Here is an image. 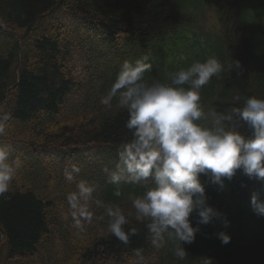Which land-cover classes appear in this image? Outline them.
Listing matches in <instances>:
<instances>
[{
  "label": "trees",
  "instance_id": "trees-1",
  "mask_svg": "<svg viewBox=\"0 0 264 264\" xmlns=\"http://www.w3.org/2000/svg\"><path fill=\"white\" fill-rule=\"evenodd\" d=\"M144 55L152 63L149 83L217 58L225 71L201 89L206 113L264 99V0H0V116L9 117L0 144L22 162L0 198V264H120L123 256L137 264V248L143 264H264V216L251 204L254 193L264 202V181L242 170L223 188L200 175L207 204L229 223L198 225L193 213L199 231L182 242L183 260L174 255V238L157 249L148 222L136 221L131 198L145 185L122 182L115 195L103 168H115L131 132L117 101L109 108L100 100L122 63ZM233 61L240 66L228 71ZM238 130L250 135L243 123ZM73 163L81 168L77 180L94 188L93 219L82 221L83 230L74 227L67 201L76 182L63 175ZM113 205L129 219L126 228L137 229L127 246L107 231L105 209ZM219 232L230 236L228 244Z\"/></svg>",
  "mask_w": 264,
  "mask_h": 264
},
{
  "label": "clouds",
  "instance_id": "clouds-1",
  "mask_svg": "<svg viewBox=\"0 0 264 264\" xmlns=\"http://www.w3.org/2000/svg\"><path fill=\"white\" fill-rule=\"evenodd\" d=\"M234 66L239 68V61H233L228 71ZM151 69L147 55L134 62L125 60L100 100L109 108L113 100L117 101L128 114L125 127L131 132V138L118 149L115 168L105 166L103 171L108 182L117 186V196L122 182L145 185L143 194L131 198L136 221L148 222V235L157 249L164 246L166 236L174 238V255L183 260L187 254L182 242H193L199 231L192 226L190 216L195 213L197 224L207 225L221 215L207 204L201 174L210 176L220 188L224 179L231 180L237 170L250 179L264 181V99L247 97L243 107L227 113L213 108L206 113L201 89L225 71L214 56L169 73L168 82L149 83L145 73ZM8 118L0 116V135L6 134ZM202 120H210V124ZM241 123L250 135L238 130ZM21 163L10 145L0 144V198L9 193ZM80 172V166L73 163L63 175L66 181L76 182V191L67 196V201L73 210L74 227L83 230L82 221L91 223L93 219L88 202L94 188L87 180H77ZM251 204L257 215L264 216V202L255 193ZM105 211L109 218L107 231L129 245L137 229L126 228L130 221L118 205L107 206ZM228 223L223 221L225 227ZM217 236L222 244L230 242L225 232ZM133 251L137 264H143V250Z\"/></svg>",
  "mask_w": 264,
  "mask_h": 264
},
{
  "label": "rangeland",
  "instance_id": "rangeland-1",
  "mask_svg": "<svg viewBox=\"0 0 264 264\" xmlns=\"http://www.w3.org/2000/svg\"><path fill=\"white\" fill-rule=\"evenodd\" d=\"M211 24H212V21L209 19L208 22H206V26H207L206 31H210V29H211L210 25ZM96 191H97V189H96ZM212 222H217V218H214ZM219 222H220V219H218V225H219ZM120 264H126V257L125 256H123L121 258Z\"/></svg>",
  "mask_w": 264,
  "mask_h": 264
}]
</instances>
